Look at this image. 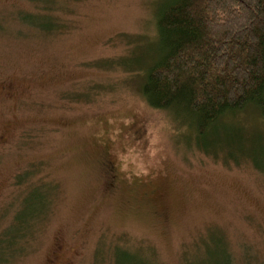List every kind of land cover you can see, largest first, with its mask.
<instances>
[{
	"label": "rangeland",
	"instance_id": "374dc122",
	"mask_svg": "<svg viewBox=\"0 0 264 264\" xmlns=\"http://www.w3.org/2000/svg\"><path fill=\"white\" fill-rule=\"evenodd\" d=\"M165 1L49 0L43 31L0 0L1 264H264V155L204 151L142 95ZM231 120L264 147L260 110Z\"/></svg>",
	"mask_w": 264,
	"mask_h": 264
},
{
	"label": "trees",
	"instance_id": "16d2710c",
	"mask_svg": "<svg viewBox=\"0 0 264 264\" xmlns=\"http://www.w3.org/2000/svg\"><path fill=\"white\" fill-rule=\"evenodd\" d=\"M33 1L40 12L25 13L24 18L41 30L56 29L48 21L54 2ZM156 26L158 54L145 68L141 87L146 102L171 111L194 132L197 146L209 153L207 138L224 131L225 143L262 169L261 139L223 126L247 107L264 115V0H166ZM235 158L230 152L228 159L242 160ZM36 187L32 184L29 190ZM2 243L0 264L8 261L17 246L15 241ZM129 255L126 250L119 252L118 263L128 264Z\"/></svg>",
	"mask_w": 264,
	"mask_h": 264
}]
</instances>
